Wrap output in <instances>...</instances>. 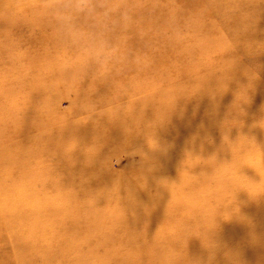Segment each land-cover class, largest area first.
<instances>
[{"label": "rangeland", "instance_id": "obj_1", "mask_svg": "<svg viewBox=\"0 0 264 264\" xmlns=\"http://www.w3.org/2000/svg\"><path fill=\"white\" fill-rule=\"evenodd\" d=\"M37 2L0 0V264H264V0H128L127 60L75 84Z\"/></svg>", "mask_w": 264, "mask_h": 264}, {"label": "clouds", "instance_id": "obj_2", "mask_svg": "<svg viewBox=\"0 0 264 264\" xmlns=\"http://www.w3.org/2000/svg\"><path fill=\"white\" fill-rule=\"evenodd\" d=\"M141 4H132L128 0H38L32 6L33 15L42 17L53 26L61 45L72 52L70 58L63 59L57 64V70L66 75L69 84L78 83L89 70L97 74L108 73L116 64L124 63L128 50L122 46V40L114 35L117 26L128 29L134 23V12ZM168 33L167 39L173 47L182 51L194 52L204 50L211 42L206 33H196L191 43H187L189 34L186 24L170 10L164 21ZM221 50L235 51V44H223ZM23 52L17 50L9 53V59L21 57ZM234 65L237 63L233 58ZM250 75V73H249ZM249 85L240 86L237 96L248 97ZM204 93L215 101L216 92L206 90ZM157 146V145H156ZM206 248V247H205ZM209 251V261L213 258L215 249ZM169 262L175 259L174 255L167 256ZM190 264H201L199 259L190 261Z\"/></svg>", "mask_w": 264, "mask_h": 264}]
</instances>
